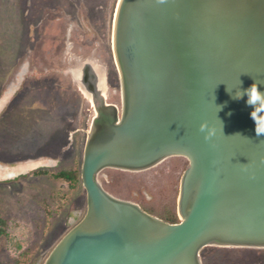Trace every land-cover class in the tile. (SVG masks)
Wrapping results in <instances>:
<instances>
[{"label": "water", "instance_id": "95a60500", "mask_svg": "<svg viewBox=\"0 0 264 264\" xmlns=\"http://www.w3.org/2000/svg\"><path fill=\"white\" fill-rule=\"evenodd\" d=\"M115 13L122 117L108 102L88 129V210L45 264H204L206 245L263 243L264 134L248 96L235 97L254 82L264 93V0H124L116 31ZM256 112L264 126V100ZM174 154L190 160L179 222L98 179L108 166L140 170Z\"/></svg>", "mask_w": 264, "mask_h": 264}, {"label": "rangeland", "instance_id": "374dc122", "mask_svg": "<svg viewBox=\"0 0 264 264\" xmlns=\"http://www.w3.org/2000/svg\"><path fill=\"white\" fill-rule=\"evenodd\" d=\"M116 4L0 0V213L9 233L0 237V264H45L88 210L82 164L95 109L91 89L70 69L102 52L106 60L101 62L114 73L107 101L122 117L111 48ZM96 75L94 88L105 94ZM189 165L187 156L174 154L140 170L108 166L98 179L108 192L143 209L160 210L178 192L175 208L181 220V179ZM61 170H75L79 178H56ZM200 257L204 264H264V245L214 243L203 247Z\"/></svg>", "mask_w": 264, "mask_h": 264}, {"label": "flooded vegetation", "instance_id": "af4514ba", "mask_svg": "<svg viewBox=\"0 0 264 264\" xmlns=\"http://www.w3.org/2000/svg\"><path fill=\"white\" fill-rule=\"evenodd\" d=\"M99 57L104 58V60H106L102 52L99 54ZM100 58L98 57L95 59L86 58L85 62H83L81 67L79 68L75 67V68L70 69V71L73 74L74 79L76 78L79 79V82L84 84L89 90L90 88L88 86H90V84L93 83V81L94 83L97 82L99 84L98 78H96L97 76L96 74L98 73L105 84L106 91L109 90L110 87L114 84V78H113L114 73H112L110 65L102 63L101 61L103 59H100ZM114 65H115V62H114ZM76 70H79V74L82 76L81 78H78L76 76V73H75ZM80 90L82 89L80 88Z\"/></svg>", "mask_w": 264, "mask_h": 264}, {"label": "trees", "instance_id": "16d2710c", "mask_svg": "<svg viewBox=\"0 0 264 264\" xmlns=\"http://www.w3.org/2000/svg\"><path fill=\"white\" fill-rule=\"evenodd\" d=\"M56 178H64L67 180H77L79 178V172L75 170H61L60 172L54 175ZM178 192L171 196L170 201L168 203H162V209L157 210V208L152 207H145L144 209L149 213L158 215L161 219L167 222H179L180 219L177 215L175 203L177 200ZM9 236L8 229H7V220L3 217L0 213V237Z\"/></svg>", "mask_w": 264, "mask_h": 264}, {"label": "bare ground", "instance_id": "6f19581e", "mask_svg": "<svg viewBox=\"0 0 264 264\" xmlns=\"http://www.w3.org/2000/svg\"><path fill=\"white\" fill-rule=\"evenodd\" d=\"M123 2H124V0H119L118 3L116 4V13H115V21H114V30L115 31H116V28H117L118 17H119V13H120L121 7L123 5ZM112 49H113V52L115 53L114 54L115 55L114 59H115V64L117 65V69L122 74V68H121V65H120V62H119V59H118V53H117V49H116V34L112 37ZM91 94H92V96H91L90 101L92 103V106L95 109V116L92 119L93 123H92V125L90 127V130H89L90 137H92L94 135V133H96L97 130H98V124H97L96 121L98 119V115L97 114L99 113V111L100 110L109 109L112 106V105H108L107 104L108 103L107 97H106V95L104 93L99 92L97 89L93 88V89H91ZM116 120H118V123H119L121 121V118H118ZM250 245H258V246H260V245H264V242L263 243L250 244Z\"/></svg>", "mask_w": 264, "mask_h": 264}, {"label": "clouds", "instance_id": "9594fccd", "mask_svg": "<svg viewBox=\"0 0 264 264\" xmlns=\"http://www.w3.org/2000/svg\"><path fill=\"white\" fill-rule=\"evenodd\" d=\"M258 85L259 84L257 82H254L248 89H245L244 92H240V94L237 95L235 98L239 99L243 95L248 96L247 103L249 105L253 106V108H254V111L252 112V118L256 124V128H255L256 134L259 136L261 134H264V126H260V124L257 120L258 113L256 112V108H257V101L264 100V93H262L258 90ZM205 127H206V125L202 124L201 130L203 131L205 129ZM211 134L212 133H210V135Z\"/></svg>", "mask_w": 264, "mask_h": 264}]
</instances>
